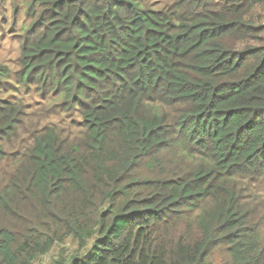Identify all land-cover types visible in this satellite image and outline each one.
Instances as JSON below:
<instances>
[{
	"label": "trees",
	"instance_id": "16d2710c",
	"mask_svg": "<svg viewBox=\"0 0 264 264\" xmlns=\"http://www.w3.org/2000/svg\"><path fill=\"white\" fill-rule=\"evenodd\" d=\"M5 30L0 264H264V0H0Z\"/></svg>",
	"mask_w": 264,
	"mask_h": 264
},
{
	"label": "rangeland",
	"instance_id": "374dc122",
	"mask_svg": "<svg viewBox=\"0 0 264 264\" xmlns=\"http://www.w3.org/2000/svg\"><path fill=\"white\" fill-rule=\"evenodd\" d=\"M27 20H25V23ZM21 22H18V29L20 27ZM11 44V36L8 34V30L3 31L2 34H0V63H8L9 65H12L14 62V59L16 57V53L13 52L10 48ZM13 46H16V42H12ZM55 260H58L61 262V258L59 256L55 257ZM41 264H54L51 261L50 256L44 257L41 259Z\"/></svg>",
	"mask_w": 264,
	"mask_h": 264
}]
</instances>
